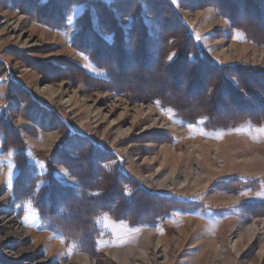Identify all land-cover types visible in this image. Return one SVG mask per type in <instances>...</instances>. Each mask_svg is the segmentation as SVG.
Returning a JSON list of instances; mask_svg holds the SVG:
<instances>
[{
  "label": "rangeland",
  "instance_id": "rangeland-1",
  "mask_svg": "<svg viewBox=\"0 0 264 264\" xmlns=\"http://www.w3.org/2000/svg\"><path fill=\"white\" fill-rule=\"evenodd\" d=\"M122 1L0 0V264H73L80 255L118 264L111 254L124 249L135 264H264V117L254 116L259 106L232 104L240 96L264 104L239 83L243 69L264 73V42L243 26L241 0H165L227 76L234 96L216 111L251 114L209 121L154 97L217 108L214 83L205 98L188 95L175 75L164 85L163 67L161 77L151 66L140 79L129 58L122 69L103 55L96 65L75 45L80 30L88 34L78 45L82 36L93 43L91 30L128 48L136 31L165 49L164 0H132L129 9ZM98 5L121 10L104 16L108 33ZM178 55L169 52L168 63Z\"/></svg>",
  "mask_w": 264,
  "mask_h": 264
},
{
  "label": "trees",
  "instance_id": "trees-1",
  "mask_svg": "<svg viewBox=\"0 0 264 264\" xmlns=\"http://www.w3.org/2000/svg\"><path fill=\"white\" fill-rule=\"evenodd\" d=\"M132 2V0H124L122 1V5L129 9L133 5ZM164 3L167 7V10L165 11L166 17H164L163 19L162 27L164 33L162 32L163 35H161V38L163 39L164 44H166V47L165 45L163 46V48L165 49H160L159 51L152 50L153 47L149 45L145 40H139V35L136 33V31H132V44L129 45L128 48L116 44H103L101 38H99L97 34H95V32L91 30L88 32L93 35V38L95 40L93 43L88 42L85 36H82L80 40V42L82 43L78 45V40L80 39V36L83 33H85V35L88 34L87 31L84 32L80 30L77 34V42H75V45L77 43L79 49L90 53V59L96 65H99L97 57L103 55V58L108 56L107 59H115L112 63L118 66L119 69H122L123 57L129 58L130 61H133L135 63L137 70L140 72V79L145 78L144 76H148V67L151 66H155L157 69V72L153 74L154 77H161L157 76L156 74H158L159 72L158 67H163L169 75V77L164 81V85L167 84V80L172 79V75H175L178 79H182V85L185 88V93L188 95H199L205 86V93L211 95L212 91L211 93H209V90L212 89L209 88V84L212 82L215 84V87L217 86L218 91L216 94L218 97L214 95V102L212 103L213 105H216L217 108L207 109L209 105L202 104L201 98L195 100L196 102H190L185 99L184 95H178L177 93L171 94L170 97H166L164 94H159L154 97L158 98L159 100L171 107L181 109L186 113L193 114V112H197L199 116H204L209 121L216 119L219 120V122H222V124L226 123L229 120L235 122L240 120L241 118H251V114L248 113H243L241 115L239 113L233 114L234 112H232V114L225 113V115H222L219 113V111H216L219 110V106H222V97L225 98L226 96H230L231 93L232 95L234 94L233 92H229V81L227 79V76L222 74V71L218 68L216 64L211 62L208 58L203 57V55L199 53V51L197 50L198 47H196L197 43L194 39L195 37L193 36V34L187 31L184 22L180 19L179 15L176 12H173V10L170 8V6L165 0ZM225 3L228 4V1L218 0L219 6H226ZM238 7L239 9L243 10V26L250 32V36L255 39L257 38V40L259 39L260 42H264V0H241ZM115 10L121 12V10L118 9L116 6L107 7L98 5L97 7L99 26L101 30L104 31V33H108V30L106 28L107 26L103 21L104 16L107 15L109 18H111V16H113L112 13ZM151 12L153 16H155L152 10ZM252 20H256L257 22H259V24L256 26L253 25L251 23ZM142 32L144 35L146 34L145 30H142ZM84 44H86L85 47ZM173 51L176 52V54L179 53L178 58L176 56V60L168 63L167 54ZM164 52L166 54L163 56ZM198 53L200 55H198ZM152 55L159 56L160 60L158 62L155 61L156 58L155 60L152 59ZM116 59L118 60L117 62ZM241 73L242 75L239 78L240 87L242 88V90L245 91V93L249 97H252V92L254 91H258L264 95V73L247 69H243ZM173 83L174 86H176V83L174 81ZM197 88H199V90H197ZM203 96V93L202 95L200 94V97L205 98ZM237 99V101L236 99L232 100V104L237 106V108L241 110L246 109L250 112H254V106H259L261 112L254 116L261 118L264 117V104H254L253 101L252 105L247 102L243 103V98L241 96ZM255 99L257 98L255 97ZM210 110H212L213 115L209 113ZM252 118L254 117L252 116Z\"/></svg>",
  "mask_w": 264,
  "mask_h": 264
},
{
  "label": "bare ground",
  "instance_id": "bare-ground-1",
  "mask_svg": "<svg viewBox=\"0 0 264 264\" xmlns=\"http://www.w3.org/2000/svg\"><path fill=\"white\" fill-rule=\"evenodd\" d=\"M122 134L124 135V133H122ZM54 138H55V135H50L49 136V140H53ZM143 180H144V182H146L147 185L149 183H151V185L164 186L165 183H167L166 182L167 181L166 179L161 181V180H151L150 178L148 179V178H144L143 177ZM176 183H174V184L176 185ZM8 221H10V220H8ZM248 229H249L248 231H250V233H248V234L249 235H253V233H254V225L251 226V227H248ZM18 233H19V231H18ZM26 233L27 232L25 231V234ZM238 247H239V245H238L237 241L234 242L232 248L237 251L238 250ZM222 251H224V250H222ZM135 254L136 253H135V251L133 249H124L123 251L115 250V251L112 252L111 257H112L113 261L117 262L118 264H135V261H134L135 260V258H134V255ZM139 254H140L139 256L142 257V260L143 261H146L148 259V258L146 259L147 256H146V252L144 250L141 251ZM92 260L87 255H80V256L74 258V261L75 262L74 261H71V263L74 262L73 264H77V263L78 264L79 263H82V264H94V261H92ZM143 261H142V263H145Z\"/></svg>",
  "mask_w": 264,
  "mask_h": 264
},
{
  "label": "snow or ice",
  "instance_id": "snow-or-ice-1",
  "mask_svg": "<svg viewBox=\"0 0 264 264\" xmlns=\"http://www.w3.org/2000/svg\"><path fill=\"white\" fill-rule=\"evenodd\" d=\"M45 2H46V0H45Z\"/></svg>",
  "mask_w": 264,
  "mask_h": 264
}]
</instances>
